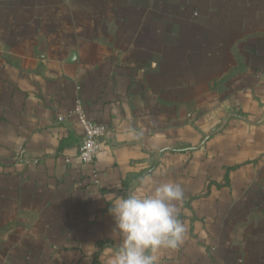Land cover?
<instances>
[{"label":"crops","instance_id":"crops-1","mask_svg":"<svg viewBox=\"0 0 264 264\" xmlns=\"http://www.w3.org/2000/svg\"><path fill=\"white\" fill-rule=\"evenodd\" d=\"M144 177L184 190L158 264H264V0H0V264H109Z\"/></svg>","mask_w":264,"mask_h":264},{"label":"clouds","instance_id":"clouds-1","mask_svg":"<svg viewBox=\"0 0 264 264\" xmlns=\"http://www.w3.org/2000/svg\"><path fill=\"white\" fill-rule=\"evenodd\" d=\"M141 185L127 195L110 193L104 198L114 220L111 236L120 241L109 264H158L161 249H178L185 239L178 207L184 199L182 186L156 183L151 177L142 178ZM147 185L151 187L146 191Z\"/></svg>","mask_w":264,"mask_h":264},{"label":"built area","instance_id":"built-area-1","mask_svg":"<svg viewBox=\"0 0 264 264\" xmlns=\"http://www.w3.org/2000/svg\"><path fill=\"white\" fill-rule=\"evenodd\" d=\"M73 112L83 128V138L79 146L78 156L81 161L92 164L95 162L100 150L102 139L110 131V125L91 119L84 110L80 100L75 103ZM59 120L64 119V115L58 116ZM95 180H98L96 168L92 169Z\"/></svg>","mask_w":264,"mask_h":264}]
</instances>
